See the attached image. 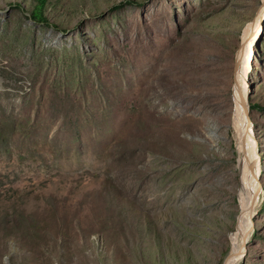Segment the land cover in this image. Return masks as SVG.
I'll return each mask as SVG.
<instances>
[{"label": "rangeland", "instance_id": "1", "mask_svg": "<svg viewBox=\"0 0 264 264\" xmlns=\"http://www.w3.org/2000/svg\"><path fill=\"white\" fill-rule=\"evenodd\" d=\"M34 4L0 0V264H225L241 81L264 264V0Z\"/></svg>", "mask_w": 264, "mask_h": 264}, {"label": "bare ground", "instance_id": "2", "mask_svg": "<svg viewBox=\"0 0 264 264\" xmlns=\"http://www.w3.org/2000/svg\"><path fill=\"white\" fill-rule=\"evenodd\" d=\"M261 12V11H260ZM261 14V13H260ZM259 18H257L256 23L252 24L253 27L248 29L247 31V44L249 45L248 52L246 53L242 64H241V72L239 73V82L240 78H245L244 75H246V70H249V58L251 56L250 51V45H255L256 42L259 39ZM243 55V54H242ZM242 92L239 93L236 99V109H237V123H238V129L240 133V147L241 152H243L244 156L241 160V174H242V186L240 187L242 191L241 193V215L239 217V222L237 229L235 233L232 235L231 238V250L228 256L225 258V264H227L228 260L233 257L235 254V251L240 248L241 254L237 257L235 264H238V262L241 260L243 254H244V246L245 241L250 235V231L252 229V217L254 216L257 206H258V183H257V177H258V160H256V157H251L248 148L246 146V140L250 138V133L248 132L250 129L247 127V122H250L248 112H247V104L245 101V95H246V83L240 82ZM246 92V93H245ZM236 126V125H235ZM235 128V127H234ZM252 137V136H251ZM250 151V150H249Z\"/></svg>", "mask_w": 264, "mask_h": 264}, {"label": "trees", "instance_id": "3", "mask_svg": "<svg viewBox=\"0 0 264 264\" xmlns=\"http://www.w3.org/2000/svg\"><path fill=\"white\" fill-rule=\"evenodd\" d=\"M47 1L48 0H35V4L30 9V17H32L35 21H38L40 23H48L47 18L44 16V10H43ZM134 2L139 3V1H134Z\"/></svg>", "mask_w": 264, "mask_h": 264}, {"label": "water", "instance_id": "4", "mask_svg": "<svg viewBox=\"0 0 264 264\" xmlns=\"http://www.w3.org/2000/svg\"><path fill=\"white\" fill-rule=\"evenodd\" d=\"M260 34H261V31H260ZM243 43H244V41L242 40L241 46L243 45ZM237 63H238V60H237ZM244 252H245V246H244Z\"/></svg>", "mask_w": 264, "mask_h": 264}]
</instances>
